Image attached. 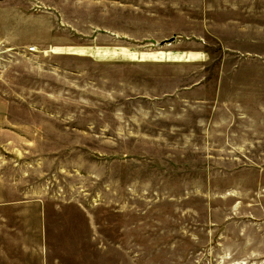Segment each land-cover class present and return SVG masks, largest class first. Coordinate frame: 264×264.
Here are the masks:
<instances>
[{
    "label": "rangeland",
    "instance_id": "374dc122",
    "mask_svg": "<svg viewBox=\"0 0 264 264\" xmlns=\"http://www.w3.org/2000/svg\"><path fill=\"white\" fill-rule=\"evenodd\" d=\"M0 264H264V0H0Z\"/></svg>",
    "mask_w": 264,
    "mask_h": 264
},
{
    "label": "water",
    "instance_id": "95a60500",
    "mask_svg": "<svg viewBox=\"0 0 264 264\" xmlns=\"http://www.w3.org/2000/svg\"><path fill=\"white\" fill-rule=\"evenodd\" d=\"M175 42V38L171 39V40H167L161 43V46H164L165 44H172Z\"/></svg>",
    "mask_w": 264,
    "mask_h": 264
}]
</instances>
